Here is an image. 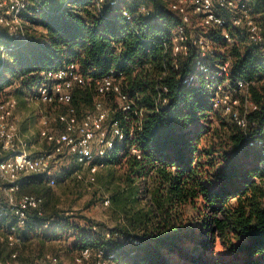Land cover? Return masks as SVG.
Returning <instances> with one entry per match:
<instances>
[{"label": "trees", "instance_id": "trees-1", "mask_svg": "<svg viewBox=\"0 0 264 264\" xmlns=\"http://www.w3.org/2000/svg\"><path fill=\"white\" fill-rule=\"evenodd\" d=\"M111 1L99 11L92 0H37L45 9L26 16L27 41L0 66V96L18 87L32 100L46 82L44 72L76 63L91 80L73 94L72 106L82 114L93 109L97 80L112 70L123 80L130 96L141 99L146 116L141 130L117 144L106 160L111 172L123 171L110 198L121 222L108 231L75 227L72 217L48 212L53 187L46 179L27 176L20 180L19 196L35 195L44 203L43 215L30 211L20 231L22 252L75 238V254L101 250L113 256L109 264H264V146H251L242 130L213 108L210 90L183 84L196 74L197 53L181 59L178 69L164 54V44L180 24L169 0H118L115 8ZM142 4L147 13L127 24L123 11L137 13ZM249 9L264 34V0H250ZM228 31L231 43L220 33L211 36L217 52L205 61L213 67L229 62L233 79L256 82L252 99L259 109L249 121L256 124L251 135L264 140V51L249 43L243 29ZM0 43H13L2 28ZM161 85L168 87L169 104L156 111ZM111 118L120 121L121 115ZM73 163L74 172L65 171L64 178L79 170ZM8 225L0 220V234ZM12 252L0 241V262Z\"/></svg>", "mask_w": 264, "mask_h": 264}, {"label": "built area", "instance_id": "built-area-1", "mask_svg": "<svg viewBox=\"0 0 264 264\" xmlns=\"http://www.w3.org/2000/svg\"><path fill=\"white\" fill-rule=\"evenodd\" d=\"M97 10L105 5V0H92ZM128 4L133 0H124ZM145 1V0H144ZM117 7L118 0L111 1ZM250 0H169V9L180 19L179 26L173 30L170 41L164 44V54L172 59V65L178 69L181 59L191 51L197 53L194 68L196 74L187 76L183 84L189 87L203 86L214 94L213 108L220 110L242 130L250 145L256 148L264 146V140L253 137L251 131L256 124L249 121L250 113L258 111L259 106L252 99L255 81L233 79L229 62L214 67L205 60L214 56L217 45L212 40L214 33H220L228 42L233 41L229 27L243 29L250 44L264 51V34L260 23L250 12ZM45 9L37 0H0V28L13 41L9 46L0 43V66L7 61L8 54L18 50V44L28 39L26 16L40 15ZM142 4L137 13L127 9L123 16L127 24L133 26L137 14L147 13ZM120 50V49H119ZM151 68L150 65H146ZM46 79L34 91L32 101L53 106L56 114L42 118L40 138L49 147L39 155L33 156L24 148L20 138V123L16 117L18 101L14 97L0 96V220L8 223L7 231L0 234V241L6 243L13 252L0 264H61L62 260L52 253L25 254L22 252L23 240L20 231L25 227L30 211L43 215V199L35 195H22L20 180L31 175H40L47 185L55 187L58 172L55 164L63 156L70 157L80 168L75 175L94 183L100 170L106 168V160L126 137L133 138L141 130L146 110L139 97H131L124 88V82L114 75V71L96 81V98L92 110L79 114L72 106L73 94L77 88L86 87L90 79L85 76L76 63L66 64L43 73ZM169 90L166 86H157L154 98L155 109L169 104ZM66 107L61 112L58 109ZM113 114H120L121 120H112ZM125 122L130 128L122 126ZM133 154L141 158L137 147ZM109 205L110 200H106ZM15 221V224H12ZM48 227V224L45 225ZM96 230V227H94ZM109 238L110 234H106ZM113 258L104 251L82 249L74 256L75 264H109Z\"/></svg>", "mask_w": 264, "mask_h": 264}, {"label": "rangeland", "instance_id": "rangeland-1", "mask_svg": "<svg viewBox=\"0 0 264 264\" xmlns=\"http://www.w3.org/2000/svg\"><path fill=\"white\" fill-rule=\"evenodd\" d=\"M3 95L14 97L18 104H22L16 112V117L21 124V139L35 148L41 147L49 151L50 147L40 138L42 118L44 116L55 117L56 111L47 105L33 102L29 94L24 93L18 87L6 90ZM33 156L35 155L33 154ZM73 162L70 157L63 156L55 164L59 182L51 189L52 197L47 200L48 212H55L59 217H72L74 226L82 230L94 231V227L96 230L98 228L100 230L103 228L105 231L113 230L121 222V219L114 211L110 198L120 186L123 171L115 170L113 173L110 168H104L99 171L94 183L87 181L86 171H83L84 180H78L74 173L64 178L62 174L65 171L74 172ZM78 169L80 170V168ZM107 199L110 200L109 205L104 203ZM75 240V238L67 239L65 244L55 241L43 247L38 246L36 249L30 250V255L47 252L58 256L62 260V264H75V248L73 246Z\"/></svg>", "mask_w": 264, "mask_h": 264}, {"label": "crops", "instance_id": "crops-1", "mask_svg": "<svg viewBox=\"0 0 264 264\" xmlns=\"http://www.w3.org/2000/svg\"><path fill=\"white\" fill-rule=\"evenodd\" d=\"M21 105L22 104H19V106H18V109L21 107ZM17 109V110H18ZM21 136H22V133H21V124H20V138H21ZM22 140V139H21ZM23 141V140H22ZM24 142V144H25V146H24V148H26V150H27V152H29L30 154H34V155H39V154H41V153H43V152H45V151H48V150H44V149H42L41 147H39V148H35V146H31V145H29L25 140L23 141ZM49 147V146H48ZM33 149H35L34 151H33Z\"/></svg>", "mask_w": 264, "mask_h": 264}]
</instances>
